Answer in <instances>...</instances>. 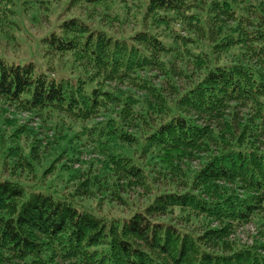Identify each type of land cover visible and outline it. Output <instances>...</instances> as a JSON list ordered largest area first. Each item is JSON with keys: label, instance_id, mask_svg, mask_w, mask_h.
Instances as JSON below:
<instances>
[{"label": "trees", "instance_id": "16d2710c", "mask_svg": "<svg viewBox=\"0 0 264 264\" xmlns=\"http://www.w3.org/2000/svg\"><path fill=\"white\" fill-rule=\"evenodd\" d=\"M48 1L0 0V14L48 12ZM67 1L39 37L44 65L0 56V106L92 121L77 131L102 160L93 171L89 160L92 176L80 181L70 164L80 162L83 138L74 133L54 138L71 145L60 154L69 163L63 186L78 181L69 198L0 180V264H264V0ZM124 3L136 13L128 35L78 16L62 20L77 5L119 15ZM152 69L172 94L153 83ZM178 75L188 81L183 89ZM34 135L31 159L41 146ZM152 174L166 186L159 193L151 192ZM131 186L150 198L126 216L75 207L76 195L121 200ZM247 224L255 229L250 244L235 236Z\"/></svg>", "mask_w": 264, "mask_h": 264}, {"label": "rangeland", "instance_id": "374dc122", "mask_svg": "<svg viewBox=\"0 0 264 264\" xmlns=\"http://www.w3.org/2000/svg\"><path fill=\"white\" fill-rule=\"evenodd\" d=\"M67 2V0H59L55 2L49 0L47 4L49 11L41 12L40 14H33L32 12V14H14L13 17L10 15L5 17L0 14V21H2L0 22V30L2 29V33L0 32V56L7 59H34L39 62L38 58L40 57H38L39 54H37V43L39 37L46 35L45 32L54 25L57 17L60 15L58 13H62L64 11ZM116 7H119V10L125 9L126 12L121 11L119 15H116L114 12H117L118 9H112L105 13L100 10L93 11L90 7L85 5H77L68 12V15H64L62 20L67 19L69 16H78L82 19H89V21L95 25L102 26L106 31L113 35L119 36L122 34L128 35L132 33L135 28L132 15L136 14L132 10L133 7L129 3L119 4ZM6 19L14 22L15 25H12V27H4L8 25ZM181 29L182 31H179ZM175 30H177L178 34H180L183 38L190 36L186 28L183 29L179 24H176ZM41 60L40 64L44 65L46 60ZM174 65L176 70H178L180 62L175 61ZM160 74L159 69H152L148 73V76L153 80V83L159 85L162 84L165 91L168 94H172L167 85L161 81L162 78L160 77ZM142 75L144 76L145 74ZM175 82L178 88L181 89L188 85L187 79H185L182 75L176 76ZM113 87L114 85H112V88ZM119 87L120 90H125L124 86ZM134 93L137 94L138 97L142 96L141 93L135 90ZM244 112V108L238 109L239 115ZM91 125H93L92 121L79 123L62 114H59L57 117H50L46 119L44 117L33 116L27 112H22L13 108L0 106V180L9 179L11 182H16L21 185L26 192H40L52 195L54 198L57 196L60 197L59 195L69 198L71 193L76 191L74 184L78 181H75L72 178L71 184H67L68 186L66 187L63 186L65 181L69 182L70 179L68 178V171H63L61 168L63 165L69 163L66 157L60 159V154L65 148L70 154L71 145L66 146L62 144V140H58L60 141L59 145H57V143L54 144V138L65 139V137L73 135L74 133L77 134L80 139L83 138L79 146L81 153L78 156L76 155L80 162H74L70 165H72L73 170L80 171L76 174V177L79 178L80 181H85L87 178V176H84L85 173L92 176L91 173L88 172L89 160L94 163L91 169L92 171L94 170L96 163L102 160V157L100 156L101 149L98 145L96 146V144L91 143L86 138L84 139L83 136L85 135L83 130L77 131L79 127L87 128ZM19 126H25L28 129H32L35 135L31 132L17 134L15 130L16 128H19ZM32 135H34V138L37 140L41 141V146L36 153H34V156H36L35 159H31L30 155V147H32L33 141ZM73 160L75 161V158ZM141 164H143L147 170L151 168L152 170L158 169L151 166H149L151 168L147 167L146 160H141ZM52 165L53 167L48 171V168ZM198 165V161H192L190 165L187 166L197 170ZM12 166L14 169H12ZM97 176L103 179L102 184H107L106 181L104 183V174H98ZM152 177L153 183L151 192L157 190L156 192L159 193L162 187L166 186L162 185L160 181L156 182L157 177L155 174H152ZM108 182L110 184L109 180ZM125 187L126 184L122 186L123 189ZM56 190L59 195H57ZM122 191L120 197L121 200H118L115 197L111 198L113 196H108L99 201V195H97V197L96 195L90 197L76 195L74 200V203H76L75 207L77 209H82V207H84L94 210L101 215L119 217L128 215L130 213V209L133 208L132 206H143L148 203L150 198V194L148 193L149 191L140 187L131 186L128 192H126V195ZM124 195L125 198L128 199L126 200L127 203L123 201ZM253 234H255L254 226L247 224L240 227L235 236L242 243L250 244V238Z\"/></svg>", "mask_w": 264, "mask_h": 264}]
</instances>
